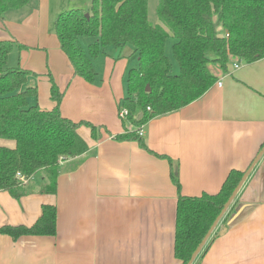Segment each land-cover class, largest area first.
Wrapping results in <instances>:
<instances>
[{
	"label": "crops",
	"instance_id": "1",
	"mask_svg": "<svg viewBox=\"0 0 264 264\" xmlns=\"http://www.w3.org/2000/svg\"><path fill=\"white\" fill-rule=\"evenodd\" d=\"M50 1L34 0L0 20V40L26 47H15L7 65L31 73L27 86L36 88L42 110L53 107L50 76L63 93L62 116L99 127L101 137L94 141L88 127L78 129L88 151L60 164L54 195L40 192L44 173L27 180L18 200L0 191V228L29 227L43 205L56 208L54 237L0 234V264H181L174 257L178 195L217 194L228 174L244 173L264 145V58L230 63L226 73L212 70L217 80L201 98L141 126L153 155L137 141L112 138L137 130L117 111L127 74L137 66L132 49L106 48L92 61L93 84L74 76L54 33ZM14 146L0 140V147ZM211 238L193 264H264V154Z\"/></svg>",
	"mask_w": 264,
	"mask_h": 264
},
{
	"label": "trees",
	"instance_id": "2",
	"mask_svg": "<svg viewBox=\"0 0 264 264\" xmlns=\"http://www.w3.org/2000/svg\"><path fill=\"white\" fill-rule=\"evenodd\" d=\"M32 1L0 0V20L10 11L28 7ZM147 13L148 0H90L87 12L74 9L59 13L53 29L73 75L89 84L96 77L92 61L106 48L132 49L137 66L127 74V96L120 100L117 111L125 109V121L137 130H125L112 138L137 141L153 154L138 135L139 128L201 98L217 80L211 64L226 73L230 63L252 64L264 58V0H158L160 25L149 23ZM84 39L90 41L87 47ZM169 40L177 75L171 74L166 55ZM15 47L26 49L15 41L0 40V140L15 145L0 147V191L18 200L26 191L17 175L29 179L44 173L47 183L40 192L54 195L60 164L88 151L78 129L88 127L92 139L98 141L100 128L62 116L63 93L50 76L53 107L40 109L35 101L36 88L27 86L31 73L7 65L8 55ZM171 167V180L179 190L172 164ZM242 176L243 172L232 170L215 195H178L174 257L181 264L188 263ZM0 234L13 240L22 236L54 237L56 208L43 205L33 225L2 226ZM210 238L203 252L212 242Z\"/></svg>",
	"mask_w": 264,
	"mask_h": 264
},
{
	"label": "rangeland",
	"instance_id": "3",
	"mask_svg": "<svg viewBox=\"0 0 264 264\" xmlns=\"http://www.w3.org/2000/svg\"><path fill=\"white\" fill-rule=\"evenodd\" d=\"M55 13V15L62 13L64 11L79 9L83 12H87L90 8V0H51L49 7H51ZM157 7H158V0H148V21L149 23H154L157 20ZM89 42L87 39L83 40L84 47H86V43ZM171 40L167 41V56L170 60L171 64V74L177 75L179 73L178 66L172 57V52H170L169 47L171 46ZM210 69L215 71L217 66L215 64H211Z\"/></svg>",
	"mask_w": 264,
	"mask_h": 264
},
{
	"label": "water",
	"instance_id": "4",
	"mask_svg": "<svg viewBox=\"0 0 264 264\" xmlns=\"http://www.w3.org/2000/svg\"><path fill=\"white\" fill-rule=\"evenodd\" d=\"M86 17H88V15H86ZM146 91H149V87H146ZM263 154H264V146L258 152V154L254 158V160L252 161V163L250 164V166L248 167V169L243 173V176H242L241 180L239 181V183L237 184V186L235 187V189L233 190V192L229 196L228 200L224 204V206H223L220 214L218 215V217L216 218V220L212 224L211 228L209 229V231L207 232V234L204 236V238L202 239V241L200 242V244L198 245V247L196 248V250L191 255L190 260L188 261L187 264H193L194 261L196 260L197 256L201 253L202 249L204 248V246L208 242L209 238L211 237L212 233L214 232L216 226L218 225V223L220 222V220L226 214L227 210L229 209V207L231 206V204L235 200V198L238 195L239 191L241 190L242 186L246 182L248 176L250 175V173L252 172V170L254 169V167L257 165V163L260 161V159L263 156ZM222 233H224V231ZM222 233H221V235H222Z\"/></svg>",
	"mask_w": 264,
	"mask_h": 264
},
{
	"label": "built area",
	"instance_id": "5",
	"mask_svg": "<svg viewBox=\"0 0 264 264\" xmlns=\"http://www.w3.org/2000/svg\"><path fill=\"white\" fill-rule=\"evenodd\" d=\"M234 68L237 69L238 68V64H234ZM126 116H127V111L125 109L121 110L119 113H118V117L122 120H125L126 119ZM138 135L140 137H143V132L142 131H139L138 132ZM17 179L19 182H21L22 185L26 184L27 183V180L26 178H23L22 176L20 175H17Z\"/></svg>",
	"mask_w": 264,
	"mask_h": 264
}]
</instances>
